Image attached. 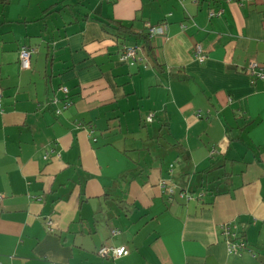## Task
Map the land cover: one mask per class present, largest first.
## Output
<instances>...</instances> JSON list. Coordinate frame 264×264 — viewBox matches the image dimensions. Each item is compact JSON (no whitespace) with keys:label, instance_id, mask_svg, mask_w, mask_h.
<instances>
[{"label":"crops","instance_id":"0c3cea01","mask_svg":"<svg viewBox=\"0 0 264 264\" xmlns=\"http://www.w3.org/2000/svg\"><path fill=\"white\" fill-rule=\"evenodd\" d=\"M147 24L164 30L150 55ZM252 61L264 74V0H0V264H264ZM60 87L73 104L56 116ZM223 224L250 252L228 254Z\"/></svg>","mask_w":264,"mask_h":264},{"label":"built area","instance_id":"2783aa9c","mask_svg":"<svg viewBox=\"0 0 264 264\" xmlns=\"http://www.w3.org/2000/svg\"><path fill=\"white\" fill-rule=\"evenodd\" d=\"M223 13V10H218L217 12H210L209 16H220ZM147 33L149 35V39H152L155 36L163 34L162 26H152L147 24L146 25ZM141 48L136 46H127L122 45L121 47V56L120 61L122 63L129 62V61H141V58L138 57V53ZM35 53V50L28 46H21L18 49V62L19 67L21 70H30L31 69V59L32 55ZM195 58L203 62L205 59V55L203 54L200 47H196L195 51ZM247 73L253 77L254 79H261L264 80V74L259 70V65L256 62H250L247 67ZM58 91L63 94V99L59 100L58 98L54 97L50 101V105L53 107V113L56 116L62 114L65 110L72 106L73 101L68 96V90L65 87L58 88ZM2 90L0 89V113L3 112L2 109ZM154 114H148L145 118V123H151L153 120ZM49 153H45L44 160H48ZM162 187L165 188L169 194H173V189L162 184ZM201 197V195H199ZM180 198H184L187 200H191L192 196L188 193H180ZM3 200L2 195H0V203ZM47 229L51 231V221L48 219L46 221ZM220 230L225 237V243L227 246V252L230 255H239L244 251L250 252L248 247L246 246L245 242L242 240L240 235L232 229L229 224H223L220 226ZM118 231L113 230L111 232L112 236H116ZM252 252V251H251ZM97 255L102 258H110V259H119L128 256L129 250L125 246L120 247H113V246H101L97 249Z\"/></svg>","mask_w":264,"mask_h":264},{"label":"trees","instance_id":"16d2710c","mask_svg":"<svg viewBox=\"0 0 264 264\" xmlns=\"http://www.w3.org/2000/svg\"><path fill=\"white\" fill-rule=\"evenodd\" d=\"M105 26H110L113 27L116 31L121 32L123 35L125 36H133L134 32L132 30L131 27H126L124 25H122L121 23L118 22H113V21H109V22H104ZM139 37L142 40V50H145L149 55L152 52V49L150 47V39H149V35L147 33V29H145V33H142L139 35ZM138 47V46H136Z\"/></svg>","mask_w":264,"mask_h":264}]
</instances>
